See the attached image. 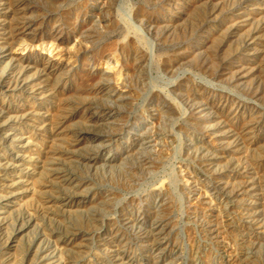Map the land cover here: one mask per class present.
Returning <instances> with one entry per match:
<instances>
[{"label": "rangeland", "instance_id": "1", "mask_svg": "<svg viewBox=\"0 0 264 264\" xmlns=\"http://www.w3.org/2000/svg\"><path fill=\"white\" fill-rule=\"evenodd\" d=\"M0 264H264V0H0Z\"/></svg>", "mask_w": 264, "mask_h": 264}]
</instances>
